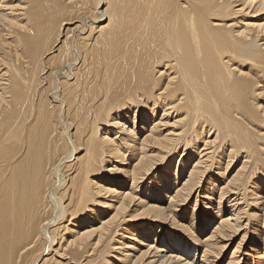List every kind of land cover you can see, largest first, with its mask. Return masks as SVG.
Wrapping results in <instances>:
<instances>
[{
	"label": "bare ground",
	"instance_id": "bare-ground-1",
	"mask_svg": "<svg viewBox=\"0 0 264 264\" xmlns=\"http://www.w3.org/2000/svg\"><path fill=\"white\" fill-rule=\"evenodd\" d=\"M0 264H264V0H0Z\"/></svg>",
	"mask_w": 264,
	"mask_h": 264
}]
</instances>
